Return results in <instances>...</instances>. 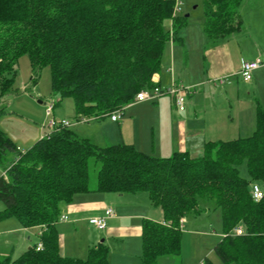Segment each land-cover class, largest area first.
Instances as JSON below:
<instances>
[{
	"label": "trees",
	"instance_id": "1",
	"mask_svg": "<svg viewBox=\"0 0 264 264\" xmlns=\"http://www.w3.org/2000/svg\"><path fill=\"white\" fill-rule=\"evenodd\" d=\"M241 3L204 1L209 43L241 32ZM174 10L171 0H0V117L6 114V99L15 94L24 56L33 83L49 68L53 94L74 100L73 124L123 112L136 104L140 92L163 89L153 77L161 72L170 41L182 42L188 20L175 16L172 38L166 27ZM58 126L27 151L0 129V169L6 173L0 177V219L13 217L26 229H40L38 243L15 260L0 255V264H108L104 247L91 249L85 260L60 252L56 226L62 207L92 190L146 193L161 208L170 226L145 223L142 264L180 257L181 221L206 208L220 213L224 236L215 253L221 264H264V196L256 202L252 193L254 185L264 193L261 106L252 136L207 143L198 158L175 153L158 159L124 144L101 148L71 127ZM94 171L96 184L90 183Z\"/></svg>",
	"mask_w": 264,
	"mask_h": 264
},
{
	"label": "crops",
	"instance_id": "2",
	"mask_svg": "<svg viewBox=\"0 0 264 264\" xmlns=\"http://www.w3.org/2000/svg\"><path fill=\"white\" fill-rule=\"evenodd\" d=\"M180 15L182 11L178 15L173 14V18L167 24L166 29L171 37L173 20L176 19L175 16ZM193 30H188L189 33L185 31L182 37L180 35L181 45L170 41L163 57L164 61L168 54L166 63L168 62L169 65L164 71L162 61L161 72L153 78L154 83L163 89L170 88L175 83L191 90L187 95L184 112L177 111L172 97L163 96L151 102V105H148L149 102L129 105L118 122H113L108 115L87 120L84 118L87 123L100 124L99 122L103 120L102 122L112 129L111 136L117 137L114 142L100 144L76 134L81 138L89 139L101 148L124 144L158 159L170 158L175 153H186L192 158H198L202 156L207 143L228 142L252 136L256 131L258 106L264 109V104H261L259 100L260 90L264 89V68L255 71L249 83L244 81L243 84L240 83L241 77L237 74L245 62L264 60V24L259 31L255 32V38L251 35L245 40H237L232 35L229 39L216 43H209L206 39L201 20L200 25ZM221 78L227 79L223 85L216 87L215 81ZM218 92H221L220 94L225 96L228 102L225 113L223 107L217 104L222 101V99L216 101V98L220 96ZM242 92H245L247 97L254 96L250 98V105L255 103V108H250V113H237L238 123L234 124V116L231 114L234 112L233 100L236 95L239 102ZM140 107H144L147 112H153L151 114L155 124L152 123L149 127L152 137L150 145L148 131L147 133L141 131L140 135L128 133L130 127L136 128L135 124L139 115L126 112L133 109L135 110L133 112H137ZM229 109L231 111L228 113ZM84 123H76L74 127ZM48 129L51 131L50 126ZM44 135L40 131V134H35L34 138H31L33 140L26 144L32 147ZM31 147L23 150L18 146L21 151H27ZM127 196L129 195L106 194L92 190V192L77 195L71 204L64 205L62 216H65L67 220L60 221L56 226L62 256L85 260L91 249L104 247L108 251V264H142L144 225L146 222L163 221V211L154 207L149 197L143 205L141 201ZM141 207H146L147 210L144 211L145 209ZM108 209H112L115 216L107 219L104 231H99L89 221L105 216ZM17 224L9 234H20L19 236L29 240L32 233L39 240L40 229H26L20 223ZM80 233H86L87 237L79 243L76 238ZM68 239L73 240V243L67 244ZM20 242L22 240L17 241L16 244ZM0 245L4 247L1 240ZM22 248L24 251L20 250V256L31 247L24 244ZM0 255L3 256L2 253ZM12 255L11 252L4 254L3 257L12 259Z\"/></svg>",
	"mask_w": 264,
	"mask_h": 264
},
{
	"label": "rangeland",
	"instance_id": "3",
	"mask_svg": "<svg viewBox=\"0 0 264 264\" xmlns=\"http://www.w3.org/2000/svg\"><path fill=\"white\" fill-rule=\"evenodd\" d=\"M171 1H174L175 3L178 1L180 3L181 6L178 14L182 11L181 16H190L187 18L186 27L180 32L181 37L184 35L185 31H192L194 27H198L200 25V20L201 25H203L205 0ZM238 16L242 22V30L241 32L236 33L234 37H236L237 40H245L247 36L251 35L255 38V32L259 31L264 24V0H242V3L238 8ZM189 26L191 27L189 28ZM177 44L181 45L182 42L181 44L176 43V45ZM168 58L169 56L167 54L163 61L164 71L165 67L169 65L168 62L166 63ZM32 79L33 74L29 58L24 56L20 58L18 63L15 94H11L6 99V114L0 117V129L23 150L31 147L26 143L32 141L33 139L31 138H34L33 136L35 134H40V131L41 133L43 132L46 134L50 131L48 127L51 121L54 120L56 123H60L62 120L75 119L74 100L72 98L60 99L59 96L53 94L51 71L49 68L43 69L38 74L35 83L32 82ZM240 83H244L242 79L240 80ZM223 84L215 82L216 87ZM260 91L259 100H261V104H264V89ZM220 93L221 92L217 93L220 96L216 98V101L222 99V101L217 102V104L223 107V112L225 113V109L228 108V102L226 101L225 96H222ZM245 94V92L241 93L239 96V102L237 96H234V112L231 113L234 116V124L238 123L237 113H250L249 109H252L253 107L255 108V103L250 105V98H253L254 96L247 97ZM148 105H151V102H149ZM52 106L53 108L50 109ZM128 108L129 107L126 109ZM130 111H127L126 113H138L139 119H137V123L135 124L136 128L132 129L130 127L128 133L130 135H140L141 131H144L145 133L148 131V143L150 145L152 137L149 127H151L152 123L155 124L153 122L154 117L151 114L153 112H147L144 107H140L137 112H133L135 111L134 109ZM229 111H231V109L228 110V113ZM102 121L99 122L100 124L83 121L82 123H85L79 127H74V125H72L71 130L78 133L80 136L88 137L100 144L117 140V137H113V135L111 136L112 129ZM2 173L3 171L0 169V177H2ZM90 183L96 184L95 171L90 174ZM127 195H129L127 196L129 198H135L138 201H141V204L143 205L148 201V195L146 193ZM141 208H144V211L147 210L146 207ZM3 211L4 205L0 202V214ZM17 223H19L18 220L13 217L0 219V240L4 245V247L0 245V253L4 256V254H10L12 252V259L20 256L19 253L24 251L22 248L24 244L32 247L38 243V238L32 233L30 234L31 239L29 240L19 236L20 234H9L11 230L18 225ZM222 236L223 230L219 211H214L212 208H206L202 214H191L187 216L185 221H182L181 256L178 258L162 257L158 260V264H205L206 260H209L211 264H221L220 259L215 253V247ZM86 237V233H80L76 239L80 243V241H83ZM21 240L22 242L16 244L17 241ZM72 243L73 240L68 239L67 244Z\"/></svg>",
	"mask_w": 264,
	"mask_h": 264
},
{
	"label": "built area",
	"instance_id": "4",
	"mask_svg": "<svg viewBox=\"0 0 264 264\" xmlns=\"http://www.w3.org/2000/svg\"><path fill=\"white\" fill-rule=\"evenodd\" d=\"M180 6H181L180 3L178 1H176L174 15H178ZM260 68H264V60H262V59H257L256 61H253V62H245L242 65V67H241V69L237 75H239V77H241V79L244 82L249 83V82H251V80L253 78V73ZM226 79L227 78H221V79L216 80L215 82L223 84L224 81H226ZM190 91L191 90L189 88H185L183 86L176 85L175 83H173L172 86L170 88H167V89L154 88L153 90H144V91L140 92L139 94H137L135 102L136 103L151 102V101H155L157 99H160L163 96H169V97H172L173 104H174L175 108L177 109V111L184 112L186 110L187 95L190 93ZM52 108H53V106L50 109H52ZM122 113L123 112H120V111L114 112L113 114L110 115L111 120L113 122L120 121V119L122 118ZM59 124L62 127H71L72 125H75L69 121H62L60 123H56L53 120L49 124L51 131L48 134H50L53 130L55 131L56 129H58L60 127V126H58ZM47 136L44 135L42 137V139L44 137H47ZM5 174L6 173L3 172V176ZM252 193H253V199L256 202L260 201L264 196L262 189L258 185H254L252 187ZM114 216H115L114 211L112 209H108L105 212V216L100 217V218L91 219L89 222L97 230L104 231L106 229V226H107V219L114 217ZM66 220H67V218L65 216H62L60 219V221H66ZM159 224H161L162 226H170V224H168L165 221H161V222H159ZM235 233H236V235H242V230L236 229ZM37 249L41 250L42 245L41 244L38 245Z\"/></svg>",
	"mask_w": 264,
	"mask_h": 264
}]
</instances>
